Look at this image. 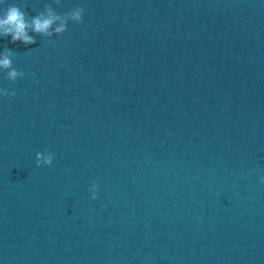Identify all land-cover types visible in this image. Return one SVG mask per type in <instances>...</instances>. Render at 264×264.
<instances>
[{"label":"water","instance_id":"1","mask_svg":"<svg viewBox=\"0 0 264 264\" xmlns=\"http://www.w3.org/2000/svg\"><path fill=\"white\" fill-rule=\"evenodd\" d=\"M10 3L85 15L0 39V264H264V0Z\"/></svg>","mask_w":264,"mask_h":264},{"label":"clouds","instance_id":"2","mask_svg":"<svg viewBox=\"0 0 264 264\" xmlns=\"http://www.w3.org/2000/svg\"><path fill=\"white\" fill-rule=\"evenodd\" d=\"M59 6L62 0H52ZM7 0H0V39L10 38L12 44L33 45L36 43L35 37L51 41L53 37L61 36L68 31L69 25H80L83 23L85 8L76 4L63 14L57 12L51 4L45 5L44 10L39 14L27 17L23 6L15 3L7 4ZM25 73L14 67L12 55L9 51H0V78L13 84L23 79ZM17 93L14 89L0 86V100L7 98L12 100ZM55 153L48 148L37 151L35 154V166L37 168H47L53 164ZM258 182L264 185V175L258 177ZM99 185L93 181L89 187V198L97 200Z\"/></svg>","mask_w":264,"mask_h":264}]
</instances>
